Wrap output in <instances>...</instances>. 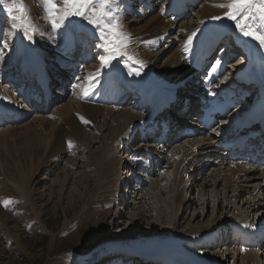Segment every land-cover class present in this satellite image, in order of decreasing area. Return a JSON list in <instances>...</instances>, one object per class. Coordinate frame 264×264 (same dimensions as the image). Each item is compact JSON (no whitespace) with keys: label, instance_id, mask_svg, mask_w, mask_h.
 <instances>
[{"label":"rangeland","instance_id":"374dc122","mask_svg":"<svg viewBox=\"0 0 264 264\" xmlns=\"http://www.w3.org/2000/svg\"><path fill=\"white\" fill-rule=\"evenodd\" d=\"M147 1L109 0V3L104 5L97 0V10L118 18V23L123 26L121 30L130 37L127 41L128 55L143 63L150 61L152 64L157 63L154 69L163 74L168 70L164 67L175 61L172 60L175 53L178 52L180 57L185 58H192L195 55L196 50H199L200 39H203L205 37L203 35L208 31L202 35L198 34L194 38V43L185 51L188 36L202 28L214 30L213 17H223L228 9L221 5L230 3V0H216V2L194 0L189 9H183L176 16V20L171 21L173 16L170 18L166 11L171 0H150L153 2L150 10ZM13 2L14 0H5V4ZM19 2L24 5L30 22L35 25L34 42L31 44L41 49L47 64L55 62L57 65L66 64L67 67L62 73L65 85L58 79L60 81L58 86L63 85L56 89L60 98L54 100L48 109L33 112L25 107L23 108L25 112L11 122V125L0 124V264H99L102 261L101 256L109 252L115 242L124 244L123 241L128 239V232L133 226L132 220L129 219L131 205L124 203L127 199L124 196L126 193H123V184L127 177L125 173L129 163L125 153H121L120 157L109 154L117 147V145L111 147V140L114 137L112 133L115 127L121 126V122L112 123L104 117L94 119L77 109V104L113 108L116 111L117 107H122L114 102L121 100L123 91L122 88L116 89L112 84H108L109 70H105L103 75L100 74L102 65L97 56V51L100 50L95 47L99 40L97 36L95 40L89 39V34H94L95 31L92 25L77 17L66 21L68 34L73 35L77 40L75 45L68 47L64 29L60 30V35L52 31L49 17L45 12V0H19ZM63 14L64 10L61 7L54 14L57 22H60ZM154 15L168 19L177 26L174 33L166 36L165 42L161 41L164 42L163 45L156 40L158 37L147 39V34H144L150 27ZM253 15V22L261 17V13L257 11ZM197 17L205 18L206 22L199 21L200 18ZM105 19L107 20V16ZM194 20L197 23L191 27L190 22ZM223 20L228 22L227 19ZM183 23H188L189 26L183 27ZM11 33L8 13L4 5L0 4V39L8 43L7 48L0 47V102L8 99L9 104L12 103L11 99L15 100V96L23 99L30 93L26 87L19 86L15 67L18 58L25 51L24 43L29 42L22 39L21 33L14 35ZM227 37L226 45L223 47L219 45L220 50L229 48L231 38L230 35ZM81 59L85 62H80ZM71 66H75V69H71ZM233 67L236 69L239 66L233 65ZM233 67L227 65L226 73L230 74ZM75 73L77 75L74 78ZM224 79L225 77L222 79L223 82ZM40 116H43L44 120ZM81 117L90 123H83ZM69 142L71 147L68 146ZM187 150L184 148L181 154ZM157 152L156 149L155 152L152 151L150 157L153 159ZM191 154L194 156L193 153ZM168 158L171 159L168 164L161 161L160 170L151 176L153 182L158 183L163 177L169 179L174 174L172 156ZM121 159L123 163L120 162ZM179 159L181 160L182 157ZM224 166L218 165V168L217 165L211 166L207 174L213 169H218V174L225 178L229 177L232 181L234 179L232 173L230 175L223 171L226 168ZM184 179L186 181L188 178L185 176ZM150 183L147 185L146 193L144 192L143 209L152 220L146 222L143 218L137 226L138 230L132 244H137L138 236L147 231L157 236L165 235V229L154 221L163 213L166 217L164 224L169 225L171 214L167 216V213H171L173 203L178 202V188L176 192L173 190L174 185L178 184L176 178L164 183V186L155 187ZM186 184L190 187V183ZM245 185L246 183L244 185L240 183L243 188ZM221 187H218L216 192L226 201ZM195 189L188 191L186 195L194 199L195 205L186 209V220L183 221L184 228L181 230H186L189 223L197 227L198 221H195V224L192 221L193 215L197 212L198 215L200 213V219L203 212L206 214L201 221L204 227L215 223L212 210L216 207L213 205L214 197L210 195L212 187L208 188L210 201L203 212L201 204L199 205L198 200H195L198 193ZM232 189L233 187L230 190ZM242 195L245 199L249 198V193ZM250 195L258 198L255 193ZM234 200L238 202L241 210L243 205L239 203L241 200ZM232 210L226 221L232 219L233 213L242 216L248 213H240L245 210H234V207ZM261 210L264 212V208ZM261 224L264 225V222ZM119 231L122 233L116 235ZM175 240L183 243L179 238ZM114 248L118 250L117 246ZM221 259L217 261L226 264V260ZM231 262L228 261L227 264Z\"/></svg>","mask_w":264,"mask_h":264},{"label":"bare ground","instance_id":"6f19581e","mask_svg":"<svg viewBox=\"0 0 264 264\" xmlns=\"http://www.w3.org/2000/svg\"><path fill=\"white\" fill-rule=\"evenodd\" d=\"M191 3H193V0H172L166 10L167 14L169 13L171 17L173 16L171 21L175 20L176 14L180 13V11L183 10L184 8H187L188 6H190ZM148 7L149 9L152 8V1L148 2ZM262 7H264V5L262 6L261 4L258 3L257 6L252 9L251 19L249 22L252 23L255 27H258L259 24L261 23V17L258 18V20H256L255 22H253L252 21L253 16H254L253 13L256 11L257 13L260 12V9ZM197 18H200V17H197ZM151 21L152 23L150 27L148 29L146 28L147 30H145L146 32L144 31L145 32L144 34H147V39L158 37V39L156 38L155 39L159 41L160 45H163L165 42V39L167 38L166 36L174 33L177 26L172 24L171 21H169L168 19L167 20L162 19L161 16L156 17L154 15V18L152 17ZM199 21L206 22V19L200 18ZM216 22L218 21H215L214 24ZM196 23L197 21L194 20V22H190V26L192 27V25H195ZM182 25L183 27L189 26L188 23H183ZM209 30L205 28L198 29L197 31L195 30L199 35H202L204 32L206 33L207 31L209 32L203 35L205 36L203 39H200L199 46H198L199 50H198L197 55H195L192 58L191 57L185 58V57H180V54L178 52L175 53L174 57L172 58V60H175L174 62H172L173 65L172 63H170L166 67H164V69L165 68L168 69L167 73L165 74H163L159 70L154 69V67H156L155 64L157 63L152 64L151 61H150L151 63L144 62L143 64L145 66L143 68H139L138 64L129 62L128 60L121 58L120 63H119V69L121 70V78L123 81L122 84H124V87L126 88L127 98H125L124 102L117 104V106H121L123 108L127 104L125 108L122 109V108L117 107L115 111L113 110V108L107 109V108H103V107L101 108L98 106L97 107L95 106L87 107V105L77 104V107H78L77 109H80V111H84L83 114H88L90 117L92 116V118L94 119H97V118L100 119V117L102 118L104 117V118L109 119L112 123L121 122L120 124L121 126H119V128L114 126L115 130L113 129L114 131L112 133L114 137L112 138V140L110 138V140L112 142L111 147L113 145L114 146L117 145V147L115 150H113L109 154H112L118 157L121 153L122 154L125 153V150H127V148L132 149L133 147H135V142H136L135 139L139 140V136H141V134H139L140 129H141L140 126L144 123H148V124L151 123L153 112H151L152 104L150 100L151 98H149L150 97L149 94H152L153 90L157 88H168V87L175 88L176 85H179L181 87V86H184L185 83L191 84L195 80L200 81L201 76L208 75L210 72H212L210 71L211 66L210 67L209 65L207 66V60L211 56H213L216 52L220 53L219 50L221 46L219 45L222 44V42H224V39H226L225 37L229 33H231L233 41H234L235 37L238 36V34L235 31H233V26L230 21L229 22L223 21L222 25L218 29L215 28L214 30H212L211 28H209ZM243 39H247L248 42H246V44L247 46L251 44V48L248 47L244 51H241L242 52L241 57H243V61L245 62V64L253 63L254 61L256 65L259 67L260 69L259 80H260V85L263 87L264 86V57L263 59L256 60L254 50L256 46H259L258 43L256 41L251 40V38H243ZM161 41H164V42H161ZM24 44H25V49L27 48L28 54L27 56L22 54L18 58L19 60L16 63L19 65L16 70L20 71L21 69L24 68L25 65H28L30 63L31 65L30 72L34 71L35 68H39L38 72L39 74H42L43 78H45V83L47 84V79H50V76H49V73L47 72L48 66L45 65V60L44 58H42L43 53L41 49L39 47L34 46L33 44H29V43L27 44L26 42ZM260 49L264 52V48H260ZM228 53H230V49L228 50ZM227 55L228 54H223L220 57L219 61H222V63L219 64L217 71L215 72L217 76L225 71L226 63L223 62V59L227 58ZM56 66L57 65L53 63L52 65H50V69H52L53 71L55 68H57ZM235 66L237 65L235 64ZM242 66L243 64L239 65V67L237 66L238 68L236 69L234 68V69L239 71V69L243 68ZM107 70H109L108 74L110 75L109 83H112L114 80H116V70L114 69H107ZM137 70L140 71L139 76L135 75V72ZM108 79H109V76H108ZM18 80H19V83H18L19 86H24L27 80H29V77L26 76L25 74L19 73ZM222 85H224L222 87V90H225V89L231 90L233 91L234 95L236 94L240 95V93L243 90H245L241 88H239L238 90V88L236 87L238 85H236L234 82H231V78H227V79L225 78L224 82H222ZM255 87L256 89L258 88L257 86ZM30 88L31 90L34 89L33 87H30ZM137 90H141L140 96L138 98L132 93V91H137ZM189 90H193L194 92V89H189ZM202 91H203L202 88H199L196 95L197 94L199 95L200 93H202ZM33 97L34 96H32V98ZM59 98L60 96H57L56 94V97L54 98V100H58ZM253 98H254V94L250 95L249 99L245 98L244 101L246 102H243V104L240 105L239 110L235 111L232 114L230 121L226 122L225 126L217 129L218 131L217 133L212 132V133L199 134L197 137L193 138L192 140L191 139L188 140V138H184V140L178 141L175 138H172V140L168 143L165 156L163 157L165 163L167 162L168 164V161L171 160L168 157L172 156L175 172L172 176H170L169 179H167L168 177L167 178L163 177L162 179H160L161 181L157 183V181L153 182L152 179L149 178L150 176H153V173L156 174V172H158L160 169L158 166H155L154 164L149 165L148 162L143 160L142 154H143V150H145V154H149V152L155 148L154 145H152L151 143L147 145L145 141L142 140L141 146L138 148H135L134 152L131 151L133 152V156H135L134 164H137V167H138V171L133 172L131 175L135 176L137 183L141 184L142 188H140V190L142 194H137L138 196L136 200L134 201V204L130 206L131 214H129L130 215L129 219L132 220L133 226H132V229L129 230L128 232V235H127L128 239L123 241L124 244L122 245V247H123L125 255L132 252V249L136 250L138 253H148V252L150 253L152 251L151 250L152 248L165 251L170 256H173L176 254L181 255L182 253H186V251H184L186 249L184 248L183 245L188 244L190 246V249L195 248L197 251L202 252V254H204V257H203L204 259L206 258L205 255L210 256L212 258L211 264H220L219 261H217L220 258H222L223 260H226V264L228 261L231 262L230 260H232V264H261L260 252H254L252 250H249V252H246V254H244L246 247L242 249L240 245L243 243L244 239H250V243H255V241H258V239H260L259 236L258 237L254 236L253 235L254 233L250 232L248 228L246 229L245 226L250 225V221L252 222L254 221V219L257 220V222L259 219L260 221L264 219V212H262L261 210L262 208H264V204H263L264 202V171L259 170V171L253 172L252 170H248L247 167H245L246 165H243V164L240 165L238 163L230 162L228 157H226L228 153H220V150H219V146H221L220 144H222L226 140V137L230 136V134L232 133L231 122L236 117H240V114L242 112L250 108L249 103ZM238 100L239 102L243 101L242 98L240 97L238 98ZM4 106L11 107L13 106V103L9 104L8 99H7L6 102L0 103V108ZM176 107L178 110H180V105H176ZM14 109L16 112L20 113L21 106L15 105ZM42 109H45V108L34 107L32 110L34 112L35 111L40 112V111H43ZM47 111L48 110L46 109L45 112ZM171 116L174 117V119L176 118V121L174 122L175 126H180L182 128L187 127L183 123V121L185 120L184 118L179 119L177 118L176 114H171ZM41 118H43V116ZM0 124L6 125L7 123L4 122L3 120H0ZM136 129L138 130L136 131ZM132 132L135 133V136L133 138L130 137L129 135ZM184 148H187L188 150L184 151V153L181 154ZM191 153H193L194 156H192ZM181 157L182 159L180 160L179 158ZM114 159L116 158L114 157ZM158 159H160V155H158V157L156 158V160ZM175 159H179V160H175ZM120 162L123 163L122 159ZM215 165H217V168H218V165H221V166L225 165L224 167L226 168L222 170L226 171L230 175L232 173V176L234 178L232 181L234 182H232L229 177L225 178L223 175L218 174L217 173L218 169H213L212 171H210L209 174H207V171L211 169V166L214 167ZM199 166L201 168H199ZM145 173L148 176V179L142 180V177ZM185 175L188 178L186 179V181L184 179ZM217 176H219V178H217ZM175 178L177 179L178 184L174 185L173 190L174 192H176V189L178 188L177 197L179 198H178L177 203H173L172 212L167 213V216H170L171 214L170 224L169 225L164 224V220H165L164 218L166 217L164 216L165 214L163 213L162 215L158 217L156 221L153 220L154 222L160 224L163 229H165L167 235L163 233L165 235L157 236V235H153L152 232L147 231L141 234L140 236H138V239H136L138 242L137 244H132V241H134L136 237L135 233L138 230V227H137L138 224L142 222L143 218H145L146 222L152 220L151 216H148V214L144 212V209H143L144 203H145L144 202L145 200L144 197L146 193L145 191H146L148 183L151 182L150 185L155 186V187L158 185L164 186V183L165 184L167 182L169 183ZM128 183L129 182L127 181V178H126V185H128ZM186 183H190V187ZM240 183H242L243 185L246 183V185L244 186L245 188H243V186L241 187ZM211 187H212V190H211L210 195L211 196L213 195L214 197L213 205L216 207V209L212 210L214 211L213 220H215V223L211 224L208 227H204L201 224V221L204 219L205 213L203 211L205 210V208L207 207V204H209V201H210V199L208 198L207 192H208V188H211ZM218 187H221L223 195L226 197L225 198L226 201L222 200L223 197L220 198L218 196V194L221 195L220 193L217 194L216 192V190H218ZM232 187L233 189L230 190ZM194 189L198 190L195 200H198L199 205L201 204V211L203 212V214L202 213L201 214L203 216H201V219H200V213L198 215V212H197L196 214L193 215L194 220H192L193 223L195 221H198V223L196 224L197 227H193L192 223L191 224L189 223L186 226L187 228L186 230L184 229L181 230L182 228H184L183 221L186 220L185 219V214H187L186 209L190 208L194 204V199L186 195L188 194V191L190 190L194 191ZM251 192L255 193V195H258V198L256 199V196H253V195L251 196L250 195L252 194ZM231 193L235 194V196H233ZM246 193H249L248 199L243 198L242 194H246ZM234 199H240L241 201L239 203H243V205L241 206L242 207L241 210H245V211L244 212L242 211L240 213H243V214L246 212L248 213L244 217L240 214L235 215L233 213L232 219L229 218V220L226 221V218H228L229 213L233 211L232 210L233 207H234V210H239L238 206L240 205H238L237 204L238 202H235ZM249 200H252V201H249ZM250 203L253 204L252 206L254 208H252ZM217 204H219V206ZM181 211L183 213H181ZM252 216H256V217H252ZM231 224H234L233 226L234 232L232 236L233 240L224 236L225 234L224 230H222V232H218L221 226L227 227ZM245 231H249V233H244ZM120 233L122 232L119 231L116 233V235H120ZM241 235L244 236V239L238 242L236 238H239ZM175 236H179L178 238L182 240L183 243H178L175 240L178 238H176ZM219 236L221 237L218 238ZM216 238L218 239V241H216ZM171 246L173 247L172 250L169 249L171 248ZM239 260L241 261V263H239Z\"/></svg>","mask_w":264,"mask_h":264},{"label":"snow or ice","instance_id":"6c2138e0","mask_svg":"<svg viewBox=\"0 0 264 264\" xmlns=\"http://www.w3.org/2000/svg\"><path fill=\"white\" fill-rule=\"evenodd\" d=\"M100 3L107 5L109 0H100ZM264 5V0H230V3L221 5L228 11L223 17H213L214 21H221L227 19L232 23L233 31L243 38H251L256 41L260 48H264V7L260 9L261 23L258 27H255L250 23L252 9L257 4ZM0 4L4 5L7 13L10 26L12 28V35L16 33L22 34V39H26L30 44L34 42L35 25L32 24L27 16V10L19 0H14L11 4H5V0H0ZM63 8L64 14L60 22L54 18V14L59 8ZM45 12L49 17L51 28L54 33L60 35V30L64 29V35L66 37V45L72 47L77 43L76 38L73 35H69L66 29V21L70 18L77 17L86 20L89 25H92L94 36L98 37L99 43L95 45L97 49V56L101 61L100 74H105V70L114 69L119 65V59L123 58L128 61H132L139 65V68H143L145 65L142 61L135 60L133 56L127 53V41H129V34L123 32L122 25L118 23V18L115 16H108L102 10H97V0H45ZM107 16V20L105 17ZM198 36L197 32H193L188 36L185 46V51L188 50V46L194 43V38ZM0 47L7 48V41L0 39ZM223 55L224 50H220ZM27 56V48L23 53ZM222 61H213L210 71L216 72L219 64ZM135 75L139 76L140 71L137 70ZM83 123L88 124L90 121L81 117ZM71 147V142H69ZM245 227H251L246 225Z\"/></svg>","mask_w":264,"mask_h":264}]
</instances>
